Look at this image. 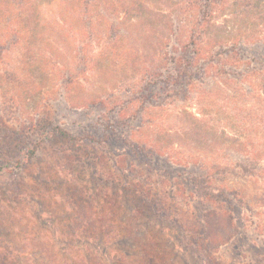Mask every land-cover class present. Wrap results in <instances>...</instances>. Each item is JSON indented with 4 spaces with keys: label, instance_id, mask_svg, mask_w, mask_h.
Masks as SVG:
<instances>
[{
    "label": "rangeland",
    "instance_id": "rangeland-1",
    "mask_svg": "<svg viewBox=\"0 0 264 264\" xmlns=\"http://www.w3.org/2000/svg\"><path fill=\"white\" fill-rule=\"evenodd\" d=\"M125 1L127 0H98L90 8L93 29L96 31L94 36H89L82 30L84 21L78 26H71L70 21L75 20L69 16L72 8L64 10L67 5L61 0H33L27 16L11 17L9 20L0 16V39L5 27L10 31L11 27L20 22H23L20 28L26 29L23 32L28 33L25 37L26 47L20 49L14 46L9 52L0 55V117L6 125L26 131L30 138L0 144L11 159L7 161L0 155V264H34L37 262L32 258L36 252L34 246L41 240L54 244L56 239H61L67 242L63 247L74 250L71 254L79 252L85 246L83 241L85 243L87 238L96 241L95 235L102 227L111 234L99 233L101 238L98 241H105L106 244L107 241L111 242V251L117 258L115 264H205L201 248L192 249L190 243L198 235L194 231V227L198 226V219L202 217L203 211L211 207L217 213L223 211L224 215L230 214L237 229L229 242L213 250L215 261L218 264H264V181H246V174L239 179L228 174L232 166L240 169L239 164L253 152L254 155L257 153V156L263 157L257 166L264 170V138L254 140L246 148L248 153L238 146L246 135H243V131L236 132L227 118V98H232L231 88L235 86L233 83L224 86L210 76L212 67L218 69L219 62H225V54L218 52L221 47L216 49L217 61L213 58L210 69L203 60L193 63L194 76L186 84L191 89L189 92H192L185 102L180 100V95L166 98L158 86L154 90L153 100L160 103L167 101V106L175 110L166 114L161 109L154 114L163 122L164 128L173 133L178 131L172 136L173 150L166 151L174 160L179 161L191 153L194 156L192 161L202 164L199 165L200 168L177 166L166 164L163 158L161 163L154 161V165L148 170L150 176L146 177L147 186H154L165 204L170 203L163 194L171 187L172 182L170 184L169 180H175L179 186L175 200L171 201L174 205L171 210L175 211L168 208L169 214L165 220L156 217L152 211L137 214L135 204H139L134 202L135 197L129 198L127 202L117 186L105 187L103 180H86L84 174L79 176V165L84 161L88 163L85 154L87 151L82 149L76 154L67 151L65 147L68 141L64 137L51 135L44 139L33 158L27 156L28 148L32 147L31 140L39 138L32 131L31 119L46 107L55 123L72 134L83 136L86 132H91L96 137H101L105 117L108 118V123L114 125L112 115L108 114L110 107L114 104L123 106L131 99L128 98L131 95L129 91L135 89V83L140 82L143 73H146L150 59L163 55L164 46L162 45V50L157 38L151 41L153 46H140L136 39L137 33L147 26H143L137 17H132L135 12L127 13L124 12L126 8L121 9V4ZM176 1L171 2L173 7H177ZM164 2L165 0H145V5L155 12L166 11V7L161 6ZM199 2L203 3L200 5L202 8L211 11L212 7L214 10L210 19L207 18L209 26L205 40H208V44H203V53L213 55L215 42L234 40L236 36L245 33L252 38H264V32L259 27L245 26L242 20L231 16L226 9L221 11L220 3H215L214 0ZM129 6L127 2L124 7ZM59 13H62V17L66 13L68 23L63 28ZM75 15L78 17L77 12ZM143 17L148 19L149 16L145 12ZM196 19L194 15L181 19L182 41L188 39ZM111 25H124L129 34L123 35V40L114 44L116 41L112 43L113 35L120 30L116 28L113 31L110 29ZM111 32L113 34H109ZM111 45H115V48H109ZM77 46H80L81 51ZM19 53H22L21 57L26 63L30 61L28 67L24 68L26 71L23 77H19L23 69ZM228 54L233 58L230 61L243 57L253 64L263 63L264 45L242 44L237 51ZM77 60H80L79 64H86V68L80 76V83L72 91L74 103L83 104L85 100L103 96L107 92H112L114 97L105 107L98 104L71 109L63 98L47 106L61 86L65 70L72 74L78 72ZM7 71H14L15 77H7ZM201 81L203 84H200ZM238 102L241 106L244 101ZM245 106L248 109L249 105ZM136 108L137 104H132L124 108L123 113L131 115ZM184 110L197 117L200 135L194 136L196 140L189 139L188 133H183L177 125L178 122L184 123L186 130L190 128L188 113H182ZM138 124V120L130 121L127 130ZM259 130L264 137V127ZM108 131L121 133L122 129L113 126ZM218 135L231 139L222 141ZM84 143L95 152L101 151L95 142H86L85 139ZM117 149L121 148L117 146ZM105 157L108 160L110 154ZM107 160L104 165H97L111 175L110 160ZM73 165L77 166L76 174L70 170ZM207 169L211 171L208 177H204ZM135 170L129 176V181L138 180L141 170ZM163 170L168 173L164 174ZM191 175L202 179L201 185L208 192L213 188L216 191L224 186L221 184L226 183L235 187L244 199L242 202L232 201L233 206L229 209L225 208V205H229V200L225 204L222 202L220 208L216 206L218 202H212L211 206V201H205L204 197L194 191L190 184ZM96 209L100 210L104 219L89 224L83 215L85 212L90 215ZM177 211L180 216L174 217L173 213ZM179 223H184L186 229H181ZM80 233L85 234L84 237ZM205 248L209 250L208 247Z\"/></svg>",
    "mask_w": 264,
    "mask_h": 264
},
{
    "label": "trees",
    "instance_id": "trees-1",
    "mask_svg": "<svg viewBox=\"0 0 264 264\" xmlns=\"http://www.w3.org/2000/svg\"><path fill=\"white\" fill-rule=\"evenodd\" d=\"M61 1L67 5L63 8L64 10L69 7L72 8L69 16L75 18L76 21L71 20V26H78L82 21H84L85 26L81 27L82 30L87 32L89 36H94L96 31L93 29V15L90 13V8L94 7L98 0ZM172 1L174 0H165L161 6H165L166 11L157 12L146 8L145 0H127L123 2L124 4H121V9L126 8V11L124 12H135L132 17H137V19L141 20L143 26H147L137 33L136 39L140 42V46H153L151 41L157 38L158 42H160L162 50V45L164 46V52L163 55L159 56V58L150 59L149 64L146 66V73H143L140 78V82L135 83V89H131L129 91L131 95L128 98L131 99L126 101L123 106L114 104L110 107L108 114L112 115L114 125L108 123V118L105 117V122L103 124L104 133L101 137H96L91 132H86L83 136L74 135L68 130L60 127V125L56 124L55 119L49 115V109L46 107L43 110L41 109L42 111L39 112V115H36V117L31 119V122H33L31 125V128H33L32 131L39 138L37 140H31L30 143L32 147L28 148L26 153L31 159L41 148V144L44 139L50 137L51 135L64 137L68 141V144L65 147L67 151L74 154L78 153V151L82 149L87 151L85 154L88 163L84 161L81 165H79L80 169L77 171L79 176L84 174L86 180L87 178H94L98 181L103 180L105 187H109V185L117 186L127 202L129 201V198L131 199V197H135L134 202H138L140 205L135 204L137 214L152 211L156 217L164 220L169 214L168 208L171 210L174 207L171 201L175 200L176 193L179 191V186L176 185L175 180L174 182L169 180L170 184L172 182L171 187L163 194L166 199L170 201V203L165 204V201H163L160 196V192H157L151 184L147 186L148 179L146 177L150 176L148 170L152 165H154V161L156 163H161L164 158V162L166 164L184 167L193 166L199 168L202 164L197 161H192L194 156L191 155V153L188 157H183L184 160L179 161L174 160V157L166 151L168 149L173 150L172 146L174 141L172 136L178 131L176 130L174 133L170 132L168 129L163 127V122H160V118H158V116H154V114L161 109L165 110L166 114L173 112L174 110L167 106V104H169L167 101L160 103L159 101L156 102L153 100V97L155 96V87H160L162 89V91H160L161 94H165L166 98L180 95V100L185 102V100L189 97V93L192 92H189L191 89L190 87L187 88L186 84L194 76L193 63L198 60H203V62L205 61L207 67L210 69L211 66H213L211 64L213 58L217 61V58L215 57L216 49L221 47V50L218 52L223 55L225 54L223 57L225 58V62L220 61L218 69H215L216 67H212L210 76L213 77V80L221 82L224 86L226 84L229 85L230 83H233L235 86L232 87L230 85L232 87L231 89L233 91V95L232 98H227V103L229 104L227 118L229 123L234 125L236 132L243 131V135H246L245 140L240 141L238 146L247 152L248 149L246 148L249 145H252L254 140L260 141L261 138H264L260 135L262 131L259 130L264 127V62H257L258 64H253L252 61L244 60L243 57H236L234 60L230 61V59L233 58L228 54V52L231 53L235 50L237 51L242 44L264 45V38H252L249 34L245 33L243 35H239L238 37L236 36L234 40L231 39L226 42H215V51L213 55H211V53L205 54L202 52L203 49L201 48H203L204 43L208 44V40H205L209 26V20L207 18L214 10L212 7L211 11H209V9L207 10L202 8L200 5L203 3L199 2V0H177V7L172 6ZM127 2H129L130 5L129 8L124 7ZM214 2L220 3V7L222 9L221 11H225L226 9L231 16L235 17L239 21L242 20L245 26H257L260 28V31L264 32V0H214ZM32 3L33 0H0V16H4L7 20L11 17L16 18L27 16L30 4ZM144 11L149 16V20L143 17V15H145ZM76 12L78 13V17L75 15ZM6 14L12 15L8 16ZM64 14L66 15V13ZM192 14L197 17V22L194 24L188 39L186 41H182L180 37V30L183 26L181 19L183 17L186 19L188 16L193 17ZM65 15L62 17V13H59V19L62 22L61 28L68 23ZM22 23L23 22H20L19 25H16L15 27L10 26V31H8L7 27L4 28L5 32L0 39V55L6 51L9 52L12 48H14V46L15 48L20 47V49L26 47L27 40H25V37L28 33L23 32L24 30L26 31V29L20 28ZM124 27L126 26L120 25L116 27L111 25L110 29L113 31L116 28L120 30L114 33L112 43L115 41L116 42L114 44L121 42L123 40L122 36L129 34V30ZM109 34H113V32ZM5 38L7 39L5 40ZM77 48L80 50V46H77ZM109 48H115V45H111ZM21 54L22 53H19V62L20 64H23V66L21 65L23 69L20 71L22 73H19V77L24 76V72L26 71L24 68H27L30 63V61L26 63L24 59H22ZM79 61L80 60H77V68H79L78 72L72 74L69 70H65L61 86L57 90L56 95L49 101L50 103H48L47 106L55 101H58L60 98H63L71 109L95 106L98 104L105 107L107 102L109 103L110 99L114 97L112 92H107L103 96L85 100L83 104H78L77 102L74 103L75 97L72 95V91L75 89V86L80 83V76L85 72L86 68V64L84 65L83 62H80L79 64ZM38 64L41 65L40 62ZM80 65L82 67H78ZM224 67L228 69L226 70ZM163 71H165V74ZM6 76L14 78V71H7ZM160 83H164V85L159 86ZM200 84H203V81H201ZM169 86L173 88H169ZM243 86L246 87L244 88ZM174 87H178V89ZM236 93L238 94V97ZM238 101H244L243 105L239 106ZM132 104H137V108L131 113V115H125L123 113L124 108H127ZM245 105H249L248 109H246ZM148 112L150 113L149 115ZM182 113L188 112L184 110ZM182 113L180 115H182ZM188 117L190 122V128L188 130L185 129L186 125H184V123L181 124L178 122L177 125L181 128V130H183V133H188L189 139L196 140L194 136L200 135L199 128L197 127V117L191 112L188 113ZM135 120H138V126L129 127L130 129L127 130L129 122ZM113 126L121 128V133L113 131L109 132L108 130H110ZM218 137L220 138L219 140L222 141H230L231 139L228 136L223 137V135H218ZM27 138L30 139L29 135L26 134V131L6 125L0 117V144L6 145L12 141H21L22 139ZM85 139L86 142H95L97 144L96 146L101 149L100 152L102 153H98V151L95 152L92 150L93 148L91 146H87L84 143ZM261 143L260 146H263ZM117 146L121 149H117ZM4 151L5 150L0 147V155L7 159V161H11L9 156L5 154ZM107 154H110L108 160H110L111 164L110 170L112 173L109 172L111 175H108L104 169H99L97 165L105 164V160H107L105 156H107ZM251 154L252 155L246 154L247 158L243 159L238 166L240 169H236V166H232V168L228 170V174H231L232 177L235 176L237 179L242 178L241 175L246 174V181L260 179L264 181V170L257 166V163L263 157L257 156V153L254 155V152ZM92 158L94 159L92 160ZM77 160L79 161V159ZM72 167L73 168H70V170L76 174L77 166L73 165ZM136 168L141 170L140 175H138V180L132 181L131 179V181H129V176L136 171ZM210 171L211 170L208 171L207 169V173L204 177H208ZM163 173L167 174L168 171L163 170ZM190 178V184L193 186L194 191L197 192L200 197H204L203 199L205 201H211V206H213L212 202H218L216 206L217 208H220L222 206L221 204H223L222 202L225 204V201L229 200V205H225V208L229 209L233 206L232 201L237 200L242 202L244 199V196H241L235 187L229 186L226 183L221 184L224 186L220 187L218 190L213 191V188L211 192H208L201 185L203 182L202 179L196 178L193 175H191ZM261 202H263V200ZM171 211L173 212L175 209ZM99 212V209L92 211L90 215L85 212L83 215L84 219L88 221L89 224L93 221H102L104 218L101 217L102 214ZM178 212L179 211L174 212L173 216L179 217L180 215ZM173 221L177 224L175 220ZM130 225L131 224H129V226ZM179 226L181 229H186V225L184 223H179ZM95 228L96 226L94 229ZM236 230L237 229L234 227L230 214L224 215L223 211H219L217 213L214 207H211V209L203 211L202 217L198 219V226L194 227V231H196V233L198 232V235H195L196 240L194 239V236L193 241H191V248H201L204 254L205 264H218L212 256L213 250L217 246L219 247L222 244L229 242L236 234ZM99 233L108 234L109 232H107L103 227L98 229L97 235H95V237H97L96 241L94 242L91 238H87L85 243L83 241V244L86 247L82 245L83 247H81L80 251H75L73 254L70 252L74 250L63 247L64 244L67 243L64 240L56 239L54 244L41 240L37 246H34L36 252L33 253L32 258L37 260L34 264H115V259L117 258L111 251V242L107 241V244L105 241L99 242L98 240L101 238V236L99 237ZM80 234L82 237L85 235L82 233ZM108 238H111L110 235H108ZM205 247H208L209 250H206Z\"/></svg>",
    "mask_w": 264,
    "mask_h": 264
}]
</instances>
